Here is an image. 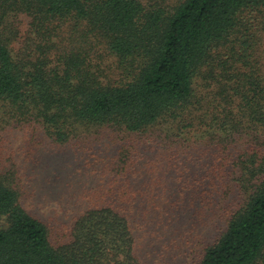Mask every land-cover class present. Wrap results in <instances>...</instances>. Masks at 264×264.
I'll use <instances>...</instances> for the list:
<instances>
[{"label": "trees", "instance_id": "16d2710c", "mask_svg": "<svg viewBox=\"0 0 264 264\" xmlns=\"http://www.w3.org/2000/svg\"><path fill=\"white\" fill-rule=\"evenodd\" d=\"M0 264H264V0H0Z\"/></svg>", "mask_w": 264, "mask_h": 264}, {"label": "rangeland", "instance_id": "374dc122", "mask_svg": "<svg viewBox=\"0 0 264 264\" xmlns=\"http://www.w3.org/2000/svg\"><path fill=\"white\" fill-rule=\"evenodd\" d=\"M37 172L39 175H37ZM37 172L31 165L25 164L23 167V175L28 184L27 187L29 189L37 188L40 191L37 198L33 201L32 205L35 207L34 209L39 215L46 218L60 217L59 200L52 197L51 185H53L55 181L53 179V173L48 170L45 174L41 168H39ZM45 178L49 179L51 182L46 181Z\"/></svg>", "mask_w": 264, "mask_h": 264}]
</instances>
